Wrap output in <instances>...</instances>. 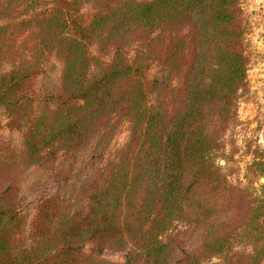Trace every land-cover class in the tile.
I'll use <instances>...</instances> for the list:
<instances>
[{"label": "trees", "instance_id": "trees-1", "mask_svg": "<svg viewBox=\"0 0 264 264\" xmlns=\"http://www.w3.org/2000/svg\"><path fill=\"white\" fill-rule=\"evenodd\" d=\"M0 19V106L27 164L131 131L86 206L46 197L28 235L15 189H0V264H264V152L245 185L218 164L246 86L240 0H0ZM52 58L60 84L39 95ZM107 248L127 249L124 262Z\"/></svg>", "mask_w": 264, "mask_h": 264}, {"label": "rangeland", "instance_id": "rangeland-1", "mask_svg": "<svg viewBox=\"0 0 264 264\" xmlns=\"http://www.w3.org/2000/svg\"><path fill=\"white\" fill-rule=\"evenodd\" d=\"M240 1L248 56L246 86L238 92L237 118L222 139L225 156L218 161L234 187L245 185L247 164L255 153L264 152V0ZM90 8V4L84 5L83 11L88 13ZM61 69V63L55 58L46 64L45 72L36 79L39 95H46L59 86ZM130 136L129 125L122 124L110 142L101 141L98 134L78 150L60 151L55 159L46 158L49 161L45 164L31 165L24 160L22 130L10 126L8 112L0 106V189L7 186L15 189L18 210L26 217L24 234H29L37 206L46 197H58L67 213L82 210L88 202L86 195L91 177L114 154L127 147ZM260 182L264 183V178ZM180 230L184 228L181 226ZM232 236L233 251L250 252V244L243 242L240 236ZM85 248L89 249L90 245ZM126 255L127 249L107 248L101 257L122 263ZM213 262L227 264L218 259Z\"/></svg>", "mask_w": 264, "mask_h": 264}]
</instances>
